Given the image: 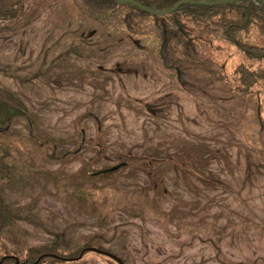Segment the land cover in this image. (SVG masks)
I'll list each match as a JSON object with an SVG mask.
<instances>
[{
  "label": "rangeland",
  "instance_id": "rangeland-1",
  "mask_svg": "<svg viewBox=\"0 0 264 264\" xmlns=\"http://www.w3.org/2000/svg\"><path fill=\"white\" fill-rule=\"evenodd\" d=\"M93 1L0 0V257L264 264V92L234 91L242 53Z\"/></svg>",
  "mask_w": 264,
  "mask_h": 264
},
{
  "label": "trees",
  "instance_id": "trees-1",
  "mask_svg": "<svg viewBox=\"0 0 264 264\" xmlns=\"http://www.w3.org/2000/svg\"><path fill=\"white\" fill-rule=\"evenodd\" d=\"M137 1L150 7L162 9L170 7L180 0ZM93 3L94 5L101 6L104 10L114 9L119 6L129 7L132 12L138 13L139 16L146 18L147 21L150 19L157 27H161L159 25L161 19L168 18L176 26L180 38L183 42H186L185 45L187 46L188 41L186 40H188L189 32L186 27L196 28L200 31L201 36L220 38L231 43L238 48L243 56L242 60L235 67L233 76L235 83L234 91L242 95L249 93L254 95V93L264 92V18L261 9L254 3L212 6L188 3L166 15H153L133 5H120L114 0H94ZM158 29H161L159 30L160 32L165 31L163 27ZM170 52L174 53L175 50H170ZM180 57V55L170 56L165 53L163 60L165 65L167 64L171 68L174 65L177 66V62L181 65L184 64L183 61L185 60L180 59ZM255 87H257L256 90ZM259 122L263 128L264 122L262 118ZM1 264H6V262Z\"/></svg>",
  "mask_w": 264,
  "mask_h": 264
},
{
  "label": "water",
  "instance_id": "water-1",
  "mask_svg": "<svg viewBox=\"0 0 264 264\" xmlns=\"http://www.w3.org/2000/svg\"><path fill=\"white\" fill-rule=\"evenodd\" d=\"M116 1L119 3H132L136 6H138L140 9L145 10L147 12H150L152 14H166V13H170V12L176 10L178 7H180L181 5L186 4V3H199L202 5H215V4L237 3V1H239V0H181V1L177 2L175 5L168 7V8H165V9L151 8V7L144 5V4H142L136 0H116ZM260 1H261V3L257 4V5L262 8L263 13H264V0H260ZM254 3H256V2H254ZM117 167L118 166H115L113 168H117Z\"/></svg>",
  "mask_w": 264,
  "mask_h": 264
},
{
  "label": "bare ground",
  "instance_id": "bare-ground-1",
  "mask_svg": "<svg viewBox=\"0 0 264 264\" xmlns=\"http://www.w3.org/2000/svg\"><path fill=\"white\" fill-rule=\"evenodd\" d=\"M254 1H256L257 3H260V0H254Z\"/></svg>",
  "mask_w": 264,
  "mask_h": 264
}]
</instances>
